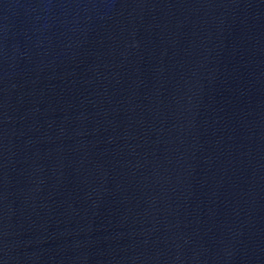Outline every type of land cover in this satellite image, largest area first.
Listing matches in <instances>:
<instances>
[{"label":"water","instance_id":"95a60500","mask_svg":"<svg viewBox=\"0 0 264 264\" xmlns=\"http://www.w3.org/2000/svg\"><path fill=\"white\" fill-rule=\"evenodd\" d=\"M166 264H264V172L205 223Z\"/></svg>","mask_w":264,"mask_h":264}]
</instances>
